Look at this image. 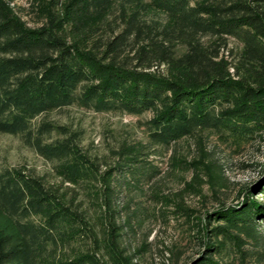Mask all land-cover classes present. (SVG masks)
I'll return each mask as SVG.
<instances>
[{
    "label": "trees",
    "instance_id": "1",
    "mask_svg": "<svg viewBox=\"0 0 264 264\" xmlns=\"http://www.w3.org/2000/svg\"><path fill=\"white\" fill-rule=\"evenodd\" d=\"M28 2L32 25L0 0V133L52 161L71 191L21 168L0 171V264H131L115 181L144 174L145 146L124 147L100 173L65 127L32 120L74 105L151 113L144 127L153 145L205 130L237 144L264 140V0ZM255 189L264 193V176ZM214 214L221 223L210 227L195 264H222L214 255L226 240L239 264H261L247 260L241 242L258 237L264 203L248 189Z\"/></svg>",
    "mask_w": 264,
    "mask_h": 264
},
{
    "label": "rangeland",
    "instance_id": "2",
    "mask_svg": "<svg viewBox=\"0 0 264 264\" xmlns=\"http://www.w3.org/2000/svg\"><path fill=\"white\" fill-rule=\"evenodd\" d=\"M10 1L29 25L35 22L28 0ZM228 45L237 43L229 39ZM221 53L227 54L224 49ZM150 116L149 112H96L73 105L40 115L32 125L47 121L65 127L82 153L97 162L100 173L115 165L124 147L145 146L140 156L147 162L144 174L129 179V184L115 181V216L122 226V245L131 264H195L206 236H211L210 227L221 223L215 220V211L239 204L248 189L264 203V193L255 189L264 176V140L254 136L237 144L229 135L205 130L169 146L153 145L144 127ZM59 130L52 131L49 140L59 137ZM53 167L20 136L0 133V171L21 168L70 192ZM258 229L257 238L242 235L241 247L248 261L259 258L264 264V222ZM238 254L226 240L214 257L222 264H239Z\"/></svg>",
    "mask_w": 264,
    "mask_h": 264
}]
</instances>
